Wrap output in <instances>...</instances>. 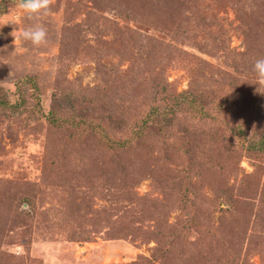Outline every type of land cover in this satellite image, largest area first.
<instances>
[{"label": "rangeland", "instance_id": "374dc122", "mask_svg": "<svg viewBox=\"0 0 264 264\" xmlns=\"http://www.w3.org/2000/svg\"><path fill=\"white\" fill-rule=\"evenodd\" d=\"M116 1L55 0L51 11L37 19L15 6L17 0H0V20L12 22L0 27V97L7 91L13 100L19 94H13L15 79L30 75L38 84L41 109L36 111L41 114L60 78L64 87L87 92L104 84L109 90L133 85L141 98L167 85L186 90L198 76L206 82L209 97L215 88L223 96L236 87L232 110L217 112L209 98L204 122L187 120L195 127L193 149L200 152L191 161L177 149L169 152V140L161 135L151 137L155 150L150 164L129 191L117 196L108 148L88 142V159L80 157L78 147L63 146L61 133L47 127L43 118L36 121L38 113L13 115L0 102V264H264V148H250L249 143L263 140L264 85L253 84L252 66L264 58V38L261 50L244 41L249 29L245 35L241 7L233 8L240 1L234 0L216 12L217 26L200 37L190 34L177 41L175 53L184 52L187 62L171 64L166 58L153 69L135 55L112 53L114 46L121 49L112 21L125 24L128 11L127 0ZM242 6L256 19L254 2L245 0ZM185 12L198 14L192 6ZM221 16L222 23L217 19ZM95 21L101 22L102 32L92 34L86 24ZM134 23L147 28L137 19L127 21L129 27ZM36 24L47 29L45 45L34 47L14 38ZM129 69L131 75H125ZM24 89L27 94L29 89ZM218 118L224 123L218 125ZM212 156L215 161L208 160ZM90 163L93 168L103 163L101 171H87ZM225 191L247 203L233 214L219 208L210 212L213 202L226 204ZM185 196L200 199V223L208 231L188 233L182 228L192 215ZM170 231L174 238L163 237ZM245 233L250 234L249 243ZM228 242L236 244L226 253Z\"/></svg>", "mask_w": 264, "mask_h": 264}, {"label": "trees", "instance_id": "16d2710c", "mask_svg": "<svg viewBox=\"0 0 264 264\" xmlns=\"http://www.w3.org/2000/svg\"><path fill=\"white\" fill-rule=\"evenodd\" d=\"M113 1L115 4L117 3L116 0ZM233 1L127 0L126 23L122 25L118 20L112 21V26L119 30L118 40L121 45V49H116L118 46H114L112 53L122 52L127 55L126 57L135 55V58L145 64H152L153 69L157 65L159 66L166 58H169L168 60L171 61V64L177 63L186 56L184 52L182 54L175 53L177 51V41L190 34L200 37L208 30L207 28L217 26L216 12L224 10L227 4H232ZM235 1H240L236 2L237 6H233V8L241 7V12H239V15H241L239 17L241 18L239 21L244 27L245 35H247L246 29H249L248 36H245L247 40L244 41H252L254 46L259 47L261 50L260 44L264 38V0H251L254 2L258 13L256 19L250 16V14H254L253 12H246L242 9L245 0ZM115 4L112 6H115ZM191 6L193 10L198 12L197 16H193L192 12H185L186 9H191ZM136 15H138L137 18ZM131 19H134V21L137 19L139 23H144L147 28H142L135 23L134 27H129L127 21ZM217 19L221 20L219 22L222 23L224 16L217 17ZM218 26L220 29L219 23ZM86 27H88L86 28L88 31H92V34L102 32L101 22L99 21H95L93 24H86ZM122 29L124 31L121 35ZM79 30L82 33V27H79ZM160 31L168 32L169 38L160 35ZM67 32L69 33V29L66 30ZM83 38L87 42L88 38L85 36ZM103 47L99 48V50L102 51ZM247 50L252 51L253 56L256 55L252 48L247 47ZM174 54L176 56L172 57ZM118 72L122 74L120 71ZM130 72L131 69L124 74L129 75ZM135 72L137 73L136 76H139L137 70ZM140 73H145V70H141ZM193 80L194 83L186 90L177 92L172 85L166 84L168 87L162 88L163 91L157 89L150 96L140 98L133 85H125L109 90V88H106L109 85L105 86L104 84L87 92L83 88L64 87L61 82L63 78H60L56 81L50 93L48 109L39 114L36 111L38 107L41 109L39 98H37L39 95L38 84L34 77L24 75L15 79L13 94L15 92H19V94L11 100L7 91H4V94L0 97V102L13 115H20L26 112L38 113L39 115L35 117L36 121L43 118L47 127L56 129L58 133H61L59 139L63 146L78 147L76 151L80 152H77L80 157L88 159L87 153H85V150H87L85 146H87L88 142H91L90 144L94 146L108 148L112 156L110 165L112 166L111 179L113 180L114 193L117 196H123L124 190L129 191L130 187L138 181V174L144 171L146 164H150L148 160H151L153 157L152 151L155 150V144L151 137L161 135L169 140V145L171 146L169 152L177 149L184 154H189L188 159L191 161L197 158L200 152H196L193 149L191 131L195 130V127L187 120L201 119L204 122L207 117L205 109H207L208 102L210 103L211 101L209 98L212 99L217 112L227 109L232 110L233 106L231 104L234 103L236 87H231L230 92L223 96L220 93L218 94L220 88H215L211 95L212 97H209L208 87L204 79L196 76ZM105 83H107L106 80ZM24 88L29 89V91H26L27 94H25ZM21 90L22 92L20 93ZM215 94L217 95L215 96ZM119 97L124 101L120 99L119 104H117L115 102H117ZM29 100L32 105L31 102L29 104ZM142 103L145 104L143 108L140 107ZM182 118L185 124L182 123ZM216 121L218 125L224 123V120L219 118ZM25 123L27 124V122ZM29 123L30 121H28ZM122 134H124V137ZM260 137L263 140L249 142L250 148L258 146L261 149L264 148V132ZM147 146L152 149L150 148L149 151H146L145 147ZM60 158H63V156ZM130 158L135 162H133L134 168H132L133 164L130 165L128 163ZM254 159L261 162L263 157L255 154ZM208 160L215 161V158L212 156ZM102 165L103 163H99L93 168L91 167L93 166L92 163L86 164L87 171L100 172L102 169H100V166ZM211 166H213L212 163L209 167ZM128 168L132 169L128 170ZM235 189L237 191V187ZM185 190L186 192L190 191L188 187ZM192 193L191 196L194 195L197 198L196 191H192ZM225 193L226 200L224 203L226 204L221 206L222 201L217 204L213 202L209 209L210 212L215 208H219L233 214L239 212L241 203H247L244 197H241V202V199L236 196L237 193L234 194V197L226 191ZM183 200L192 215L182 228L187 230V232L191 230L196 232L200 230L208 231V227L202 226L200 223L199 213L204 208L199 203L200 199H189L185 196ZM250 205L253 204L251 203ZM172 236H176L173 231L163 235V237L174 238ZM249 236L250 234L247 235L245 233V240L248 243ZM235 244L229 245L228 242V245L226 244V253H229ZM215 260L217 261V259ZM227 263L229 262L227 261Z\"/></svg>", "mask_w": 264, "mask_h": 264}, {"label": "clouds", "instance_id": "9594fccd", "mask_svg": "<svg viewBox=\"0 0 264 264\" xmlns=\"http://www.w3.org/2000/svg\"><path fill=\"white\" fill-rule=\"evenodd\" d=\"M54 3L55 0H17V5L15 6H18L29 18L39 19L51 11ZM9 23L12 22L0 20V27ZM14 38H20L34 47H40L47 43V29L42 24L31 25L23 29L19 37L14 36ZM252 68L256 76V81L253 84L257 86L264 85V58L256 59Z\"/></svg>", "mask_w": 264, "mask_h": 264}]
</instances>
